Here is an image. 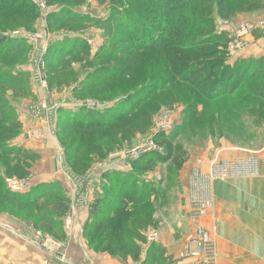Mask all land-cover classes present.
I'll return each instance as SVG.
<instances>
[{"label": "rangeland", "instance_id": "obj_1", "mask_svg": "<svg viewBox=\"0 0 264 264\" xmlns=\"http://www.w3.org/2000/svg\"><path fill=\"white\" fill-rule=\"evenodd\" d=\"M13 1L10 0L9 6L16 5ZM22 1L30 7L32 4L39 19L29 25L22 21L17 28L0 32V53L17 40L28 42L0 63V70L22 74L17 80L0 84V98L9 104L6 114L21 121L22 128L13 143L25 138L33 141L28 147L25 141L24 145H18L30 151V156L23 154L21 160L13 162L0 160L1 184L14 192L27 193L39 184L55 182L59 188L57 193L71 202L61 227L56 224L50 230L52 226L47 218L56 216L51 198L45 197L33 205L1 199L0 230L10 232L23 243L21 237L28 234L22 233L18 224H25L31 235L27 237L28 245L38 251L42 247L46 256H57L64 261L67 260L58 250L72 235L80 236L94 255L101 254L117 264H145L152 245L161 247L162 259L158 264H179L178 261L188 260L181 256L184 249L178 244L186 235L184 228L178 226L186 211L191 213L193 221H198L213 211V187L218 181L258 175V154L264 149V76H260V72H264V56L256 57L249 48L254 41L264 38V0H204L207 23L197 41L210 40L216 35L221 36L222 41L203 42L206 43L202 45L204 56L193 65L209 67L222 63L237 69L240 75H250L237 81L226 93L219 90L213 93L177 77L167 69L168 49L164 51L162 47L152 45L131 54L109 53L92 60L108 48L121 49L150 40L155 26L146 30L139 20L133 21L132 11L127 13L124 3L86 0L75 5L69 0L59 4L45 0ZM165 1L156 0L159 10H165ZM65 4L71 6L65 7ZM136 5H130L129 10H135ZM70 7L71 11L62 12L61 21L56 22V13ZM159 10L158 18L164 17L166 14ZM6 13L1 11V22L20 21L18 16ZM71 14L75 15V20ZM169 16L175 20L177 14L172 12ZM78 19L83 21L77 22ZM68 43L74 44L77 52L64 55ZM224 49L225 57L218 58L217 53ZM56 64L60 65L57 69ZM109 69L110 73L119 72L116 80H106ZM215 72L214 81L221 79L220 73ZM206 74L203 72V78ZM86 83L89 91L83 92L80 86ZM146 85L153 86L155 91L136 110L112 121L109 128L97 126L80 131L87 142L102 138L98 149L86 144L87 149L79 154L72 149L74 154L68 157L59 139L67 117L74 114L83 117L91 111L98 120L97 115L128 104L134 93ZM128 108L126 106L125 110ZM75 125L73 123L69 130H75ZM80 143L79 139L76 145ZM235 147L245 149L248 157L225 156ZM137 151L141 153L137 155ZM88 152L93 155V164L87 170L82 167V171H78L75 160L78 158L85 164L90 156ZM139 159L142 160L135 161ZM42 173L49 177L40 178ZM129 187L136 189L133 198L122 194ZM29 197L32 198V194ZM98 201L100 209L104 210L101 218L105 220L117 214L118 205L124 215H131L129 223L120 221V228L126 232V245L114 240L97 250L95 244L90 243L87 235L90 226L97 221L92 212ZM82 212L87 214L84 221ZM35 223H39L38 228ZM164 230L169 247L161 241ZM62 231L64 238L60 237ZM116 237L114 235L113 239ZM130 242L136 247L129 246ZM0 246L4 247L1 243ZM208 247L213 263L217 264L214 240ZM137 251L139 255L134 257ZM173 251H179L181 259L174 260ZM23 253L21 249H14L9 257L19 264H37L32 261L37 259L35 254L26 261ZM46 260V264H50L48 258Z\"/></svg>", "mask_w": 264, "mask_h": 264}, {"label": "trees", "instance_id": "obj_2", "mask_svg": "<svg viewBox=\"0 0 264 264\" xmlns=\"http://www.w3.org/2000/svg\"><path fill=\"white\" fill-rule=\"evenodd\" d=\"M48 3H61L63 0H45ZM86 0H69L71 2L70 4H83ZM117 3L121 4L124 3V9L128 11L127 13L131 12V17L133 21L137 22L138 20L140 23H142V27L147 30V27L155 26L153 28V31L150 34V40H143L140 41L138 44H132L128 47L121 48V49H114V48H108V50H104L105 52H102L103 54L95 55L92 60L98 58V57H105L106 55L110 54H116V52H120L119 55L123 54H131L134 51H137L139 48H150L154 46L162 47L166 51V55L169 61H167V69H170L172 72L177 75V77L182 78L183 81H189L192 82V84L195 87L206 88L209 91H212L213 93L216 92V90H219L223 93H226V91L231 90V87L236 86V84L242 80H245V78H248L250 75H247V73H240L237 72V69H233L232 67L228 68L226 66H223L222 63L211 65L209 67H205L203 65L195 66L193 63L197 61L200 57H203L204 52L202 49V45L206 44L203 43L205 41L210 42H218L222 41L221 36H214L212 39H199L197 41V38H200L199 33L206 27L207 20L205 19V9L203 6L204 0H166L165 3V10L161 9L159 10L156 4V0H115ZM121 1V2H120ZM16 5L9 6L10 0H0V13L1 11L7 12L6 14H12V17H19L20 21H14V20H6V21H0V32L6 29H15L17 28V24L24 21L28 25L34 24L35 19H39L38 12L32 7L24 4L22 0H14L13 1ZM138 2V3H137ZM65 3V2H63ZM137 4V8L131 9L130 5ZM65 4V7H69ZM118 4V5H119ZM126 4H128L126 6ZM67 5V6H66ZM71 6V5H70ZM135 6V5H134ZM159 10V13H165L166 15L164 17L158 18L157 12ZM64 11H71V7L67 9H62V11L57 12L54 17L56 18V22H60L61 18L59 17L62 15ZM177 14L176 19L172 20L169 16L170 13ZM62 13V14H61ZM76 19L74 14H71ZM138 15V16H137ZM137 16V17H136ZM82 17V16H81ZM67 18H70L67 16ZM80 18V17H79ZM27 19H29L27 21ZM71 19V18H70ZM78 21H83L82 19H78ZM149 21H152V23H149ZM55 22V23H56ZM149 23V24H148ZM21 24V23H20ZM20 26V25H18ZM214 28H212V31ZM211 31V32H212ZM72 41V40H70ZM15 44H9L6 47H4L3 52L0 53V63L3 61H6L11 54H14L18 52L21 49V46L28 43L26 41L17 40L14 42ZM223 43L227 45L226 41L223 40ZM66 53L64 55H69L72 53L77 52L75 49L74 44L68 43L66 45ZM63 55V56H64ZM218 58L223 59L226 55L225 49L222 50L220 54L217 53ZM62 56V57H63ZM62 61V60H60ZM58 61V62H60ZM221 61V60H220ZM56 69L60 67L59 64L55 65ZM223 68V70H219V68ZM195 69H197L195 71ZM204 69V70H203ZM208 69V70H207ZM108 70V69H107ZM191 71V72H188ZM220 73L221 79L215 80L216 78V72ZM203 72H207L206 77L204 75L203 78ZM260 76H264V72H260ZM117 74L119 72H111L109 69L108 78L106 80H109L112 78L111 81H114L118 78ZM184 74V76H183ZM20 71L15 72L12 70H0V84L4 83H10V80H17L19 77H21ZM102 75V74H100ZM105 78V77H103ZM238 81V82H237ZM154 83V82H153ZM152 83V84H153ZM88 83L85 85L80 86V89L83 92H87L89 90H86ZM156 84L154 83L153 86ZM150 85L144 86L142 89H140V92L134 93V98L129 101L128 104L120 106L118 109H113L112 111H107L104 114L97 115L99 116V119L96 120L91 111L88 113H85L83 117H79V114H74L72 117H67L65 122L63 123L64 126L60 129L59 132V139L62 144V146L65 148L66 154L69 157L72 156L74 153H72V149L75 150V153H78L87 149L85 145L87 144L89 147H96L98 149V145L100 146V143L98 144V141H101L102 138L99 140H90L89 142L84 141L83 136L80 134L82 129H93L97 126H103L104 128H109L112 123V121H115L117 119H120L126 114H128L132 110H136L140 103L145 99L149 98L151 94L155 91ZM230 87V88H229ZM232 87V88H233ZM156 89V88H155ZM225 91V92H224ZM147 92V93H145ZM145 93V94H144ZM143 95V96H142ZM210 95V94H209ZM146 100V99H145ZM129 107L127 110L125 108ZM9 104L7 101H3L0 98V160L7 161H16L21 160L22 155H28L30 156L31 153L27 149L23 147H19L18 145H15L13 143L14 139L19 135L20 129L22 128L21 121L14 118L13 116L6 114V109H8ZM82 110H85L84 107ZM87 111V110H86ZM5 113V115H4ZM110 116V117H109ZM80 120V123L78 122ZM87 121V123H85ZM73 123L75 125V130H69L71 126H73ZM113 124V123H112ZM109 125V126H108ZM80 139V144L76 145V142ZM73 147V148H72ZM89 153V152H88ZM87 155V154H85ZM89 158L84 163H81L79 159L77 158L75 160V163L78 165L77 170L82 171L87 170L91 164H93V155L89 153ZM87 158V157H86ZM143 159V158H142ZM135 160V161H140ZM74 163V161H73ZM3 182V178L0 173V202L1 199H12L19 202L28 203L29 205H33L35 203H38L39 201H42L43 198L49 197L53 202L51 203L53 205L54 211H56V216H48L47 219L50 222L52 227H49L54 229V226L62 225L63 219L66 216V213L68 212V209L70 208V199H67L65 196L61 195L58 192V185L55 182L52 183H42L39 184L37 187L27 191L26 192H14L10 190L9 188L6 189L1 184ZM31 192V193H30ZM55 192V193H54ZM32 194V198L29 197ZM122 194H124L126 197L133 198L136 196V189L129 187L128 189L123 190ZM142 200H144V194L140 196ZM124 204V203H123ZM125 205V204H124ZM102 209H100V203L95 202L93 212L96 216L97 221L90 226L88 231V239L90 240V243L95 244V248L97 250L100 249V247L104 243H111L114 240L117 241L119 245H123L124 239L126 238V232L120 228V221H123L124 223H129V220L131 219V215H124L123 209L121 205H118L115 209L116 213L114 215H111L108 220H105V218H101L103 214ZM108 223V226L105 225ZM35 227L38 228L39 223H35ZM105 226V227H104ZM59 227V228H60ZM57 228V227H56ZM59 230V229H58ZM105 233V234H104ZM117 235V239H113V236ZM65 233L62 231V234L60 235L61 238H64ZM111 236V237H110ZM126 245V244H125ZM129 246L132 248L136 247V244L134 242L128 243ZM138 248V246H137ZM154 251V252H153ZM138 252H135L134 257H138ZM161 257V247L158 245H152L148 252V258L145 262L149 264H158L160 263Z\"/></svg>", "mask_w": 264, "mask_h": 264}, {"label": "crops", "instance_id": "obj_3", "mask_svg": "<svg viewBox=\"0 0 264 264\" xmlns=\"http://www.w3.org/2000/svg\"><path fill=\"white\" fill-rule=\"evenodd\" d=\"M254 42L255 44L249 48L250 51L256 54V57L264 56V38ZM23 140L26 142V147L33 141L28 138ZM24 141L17 140L15 145H24L22 144ZM246 153L245 149L235 147L230 155L226 154L225 156L245 159L248 157ZM257 162L260 165L257 176L218 181L214 185L215 207L208 215L198 221H193L191 213L186 211L178 224L186 232V235H183L178 243L179 246L181 245L180 249L185 248L188 237L193 236L197 225L201 224L211 232L218 255L217 264H264V149L259 152ZM47 176L48 174L42 173L40 178ZM82 216L84 221L87 214L85 216L82 212ZM18 225L22 233L28 234L21 237L24 239L23 243L18 237L12 236L10 232L0 230V243L4 246H0V264H19L16 259L12 260L9 257L14 249L23 250L26 261L32 259L31 255L35 254L37 259H32V261L33 263L37 261V264H46L47 258L50 264H117L101 254L94 255L78 235L70 236L65 243H61L58 250V254L64 256L67 261L61 260L57 256L50 258L45 255L46 250L42 247H39L42 250L38 251L27 244V237L31 236L26 230L27 226L25 224ZM30 231L33 232V230ZM164 232L161 241L169 247L170 241ZM171 254L174 260L181 259L179 251H173ZM191 261L192 258L178 262L179 264H190Z\"/></svg>", "mask_w": 264, "mask_h": 264}, {"label": "built area", "instance_id": "obj_4", "mask_svg": "<svg viewBox=\"0 0 264 264\" xmlns=\"http://www.w3.org/2000/svg\"><path fill=\"white\" fill-rule=\"evenodd\" d=\"M26 37L29 36L26 35ZM140 153V151L136 152L137 155ZM253 171L257 172V168H254ZM16 189L20 190L19 188ZM212 241V236L201 225H198L196 233L190 239V243L184 248L181 256L188 260L192 258L190 264H214L211 256L212 251L208 247Z\"/></svg>", "mask_w": 264, "mask_h": 264}]
</instances>
